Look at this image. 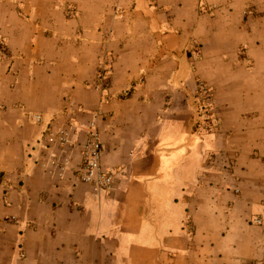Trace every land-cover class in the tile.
I'll return each mask as SVG.
<instances>
[{
	"label": "crops",
	"instance_id": "1",
	"mask_svg": "<svg viewBox=\"0 0 264 264\" xmlns=\"http://www.w3.org/2000/svg\"><path fill=\"white\" fill-rule=\"evenodd\" d=\"M0 41V264H264V0H0Z\"/></svg>",
	"mask_w": 264,
	"mask_h": 264
},
{
	"label": "built area",
	"instance_id": "2",
	"mask_svg": "<svg viewBox=\"0 0 264 264\" xmlns=\"http://www.w3.org/2000/svg\"><path fill=\"white\" fill-rule=\"evenodd\" d=\"M67 14L69 18H74L76 16V11L73 8H67ZM6 48L5 42L0 41V51L3 52ZM104 52L99 66L98 80L95 84L96 89L101 91V93H105V90L108 87L112 67L114 65V57L107 48ZM199 95L205 102L212 98L210 89L203 84L200 86ZM31 117L35 124L44 126L45 118L42 115L37 114ZM98 117L99 115L96 116L94 119L95 121H93L88 128L86 139L82 145V180L86 184L91 185L96 196L101 198L105 194H109L114 190L119 173L113 170H107L103 166L101 132L96 122ZM46 134L50 144L57 145L64 149L71 148L73 144L72 131L68 128H51L46 131ZM253 223L259 226H264V218H255Z\"/></svg>",
	"mask_w": 264,
	"mask_h": 264
},
{
	"label": "rangeland",
	"instance_id": "3",
	"mask_svg": "<svg viewBox=\"0 0 264 264\" xmlns=\"http://www.w3.org/2000/svg\"><path fill=\"white\" fill-rule=\"evenodd\" d=\"M205 85L207 88H209V86L206 84V82H204V81H202V82H200V84H199V86H201V85ZM198 101L200 102V104H201V107L204 109L205 107H204V105H205V101L202 99V97L200 96V95H198ZM198 102V103H199ZM204 104V105H203Z\"/></svg>",
	"mask_w": 264,
	"mask_h": 264
}]
</instances>
